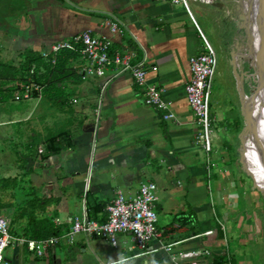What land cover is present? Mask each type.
<instances>
[{
  "label": "crops",
  "instance_id": "obj_1",
  "mask_svg": "<svg viewBox=\"0 0 264 264\" xmlns=\"http://www.w3.org/2000/svg\"><path fill=\"white\" fill-rule=\"evenodd\" d=\"M197 3V9L212 13L208 3ZM115 21L119 22L120 34L111 31L110 23ZM209 23L210 35L214 36L213 22ZM83 31L109 39L112 53L134 52L135 60L145 58L147 84L163 91L175 119L164 121L163 113L144 104V88L129 74L115 76L113 68H105L102 77L80 76V81L58 84L64 94L60 105L46 99L44 93L40 99H12L26 107L10 114L0 113V117L8 116L0 120V126H8L1 132L14 141L27 143L28 156L19 167L16 159L10 160L14 174L9 178L25 177L29 189L36 190L39 199L44 196L45 206L40 208L43 212L38 209L37 213L57 228L59 242L46 252V257L29 252L26 245H16L11 247L15 262L9 256L6 259L23 264L25 248L34 257L28 264H45L48 256L53 259L49 264H172L170 255L206 250L210 256L192 261L212 264L214 257L225 255L229 261L235 258L238 264H255L256 260L244 255L239 239L246 234L244 227L250 226L259 193L252 186L249 192L241 184L237 187L234 181V170L240 171L234 156L237 141L229 142L232 154L224 144L219 150L213 141L212 152L205 153L198 140L199 125L186 102L188 59L199 53L204 43L185 10L155 0H0V61L4 63L26 52L39 54L50 44ZM69 65L79 72L80 62L72 60ZM18 112L25 113L23 119L28 120L21 129L12 130L10 125L21 124L15 119ZM60 133L71 142L70 146L43 159L45 140ZM38 135L40 141L35 139ZM0 144L4 147L1 139ZM38 147H43L39 155L35 152ZM34 153L35 160L31 159ZM202 179L206 180L207 191L210 184L214 188V204L210 202L209 207L201 194L206 191L201 187ZM149 181L164 196L162 204L158 198L157 212L162 211L166 221L158 228L161 242L174 244L169 256L158 252L129 258L136 251L128 235H119L116 246L82 234L72 240L66 237L74 218H88L87 193L104 205L90 220L103 222L105 207L117 192L130 198ZM21 230L16 231L18 237L26 239Z\"/></svg>",
  "mask_w": 264,
  "mask_h": 264
},
{
  "label": "built area",
  "instance_id": "obj_2",
  "mask_svg": "<svg viewBox=\"0 0 264 264\" xmlns=\"http://www.w3.org/2000/svg\"><path fill=\"white\" fill-rule=\"evenodd\" d=\"M168 2L175 6H181L189 18L194 23L200 37L203 40V53H197L188 59L190 77L184 87L186 102L189 106L192 116L196 120L201 132L199 142L205 153L210 154L213 149L212 130L210 127V101L212 95V83L216 73L218 59L216 52L208 42L202 31L194 20V16L189 8L187 0H155ZM199 3H211L214 0H194ZM232 5V21L237 28L236 36L232 40L230 50L234 51V67L240 76L241 85L249 82L251 95L248 97L249 106L254 107V113L251 112L253 119V128L256 125L258 135L257 114L260 121L259 112L256 111V99H258L259 81L263 77L264 58L262 54V40L260 37V15L262 13L261 0H228ZM224 7V5H223ZM242 18L240 19V17ZM111 31L121 33L119 22L110 23ZM62 50H70L79 53L76 59L79 65V74L82 79L86 77H102L105 68H113L115 76L120 74H129L134 82L144 88V104L154 110L163 113L164 121L174 120V114L171 111V103L163 97V91L154 85L147 84V71L145 69L146 59L135 60V53H119L111 51V41L104 37H95L90 31L77 33L70 38L56 41L49 45L47 49L40 52L39 55L54 64L58 54ZM155 69V68H153ZM34 67L31 68L32 74ZM16 91L13 100L15 102L31 99H40L43 95L44 86L33 80L27 83H14ZM254 99L253 100V98ZM75 103L76 101L73 100ZM253 128L243 124L237 137L236 159L239 164L241 152H245L246 160L248 146L254 141L255 152L258 153V144L255 141ZM244 150V151H243ZM256 153V155H257ZM248 165V161H247ZM240 171L244 173L239 165ZM250 168V167H249ZM251 169V168H250ZM260 170V164H259ZM252 171V170H251ZM253 172V171H252ZM246 175V174H245ZM252 182V181H251ZM264 203V184L257 190ZM157 186L154 182H146L139 186L136 194L126 198L121 192H117L114 198L106 205V218L103 222L90 220L86 217L74 218L68 226L65 234L72 240L76 235L82 234L85 238H96L109 241L116 246V240L119 235H128L133 243V250L136 251L129 258L148 257L158 252H165L169 256L171 247L174 244H164L161 242V233L158 228L157 214ZM224 231V228H222ZM203 235H208L205 233ZM59 242L57 236L45 240L33 241L22 237L12 235L10 232V222L0 214V264H12L4 255L8 247L16 245H26L29 252L38 257H43L49 249L54 248ZM157 245H154V243ZM210 253L206 250L189 251L170 255L172 264H182L190 261L191 264H197L195 261L199 258H206ZM227 259V258H226ZM227 264L230 261L227 259Z\"/></svg>",
  "mask_w": 264,
  "mask_h": 264
},
{
  "label": "rangeland",
  "instance_id": "obj_3",
  "mask_svg": "<svg viewBox=\"0 0 264 264\" xmlns=\"http://www.w3.org/2000/svg\"><path fill=\"white\" fill-rule=\"evenodd\" d=\"M193 1L194 0H187L189 8L197 23L199 24L202 32L205 34V36H207L208 42L216 52L218 59L216 73L214 75L212 83V95L210 101V127L212 130L211 139H213V142H215V145L219 150L224 144V146L227 147L229 153L232 154L233 150L230 148L229 142H232L231 140L233 139L237 141L236 136L238 137V131L241 130L243 124L246 121V117L248 114V97L252 93L248 81H246L243 86L241 85L240 76L238 75L234 67L235 53L234 51L230 50L232 40L235 35L238 34L236 31L237 28L234 25L235 23L232 22L233 17L228 13L229 11L231 12L232 5L228 0H214V2L207 4L210 7L212 13H205L204 11L199 10L200 8L197 9L198 3ZM210 14L212 16V19H209ZM209 21L213 22L212 29L214 31L215 37L210 35ZM203 52L204 50L202 48L200 53ZM23 58L24 55H21L20 57L17 56L15 60H6V62H14L19 65V63L23 61ZM258 101L259 98L256 99L255 102V105L257 106ZM32 104H34V101L32 102ZM25 107L26 106H24L23 104L21 105L20 103H15L13 100H9L4 103H0V111H2L0 113L3 114L7 112L10 114L11 112L15 111V109L20 110ZM257 110L259 111V108L256 109V112L258 113ZM24 116L25 113H19L18 115L16 114L15 119H18V122H21V124L10 125L9 128H12V130L14 127L15 129H21V127L25 125V121L28 120L23 119ZM255 116L256 118L258 117L257 114ZM7 118V114H4V117H0V120H7ZM7 128L8 126H0V139L4 143V147L0 144V214L5 216L11 223V229L13 232H20L18 230L23 229L26 226L28 217L26 213L22 214L23 210L27 211L26 206L20 204L18 205V203L24 198L33 200L34 195H25L31 192L34 193L35 196H37L38 192L36 190L29 189V185L26 183L25 177L15 180L14 178H9V176H13L14 174L13 167L11 168L10 165L11 161L16 159V162L18 164L17 166L19 167L23 165V160H25L24 158L28 155L25 156V146L27 145V143L22 144L21 142H19L20 140H12L8 133L3 132L4 134H2L1 131ZM198 128L201 131V127ZM35 129V133H38V129ZM260 130L261 132L263 131L262 129ZM258 133L260 134L259 130ZM197 136L198 134L196 133L195 139L197 138ZM35 139L36 141L41 140L40 136L35 137ZM225 140L226 142L224 143ZM38 148L40 149H36L35 151L37 155H39V150L41 153V148L43 147ZM248 148L249 150L247 154V161L251 164L253 160L251 154L255 151V143H250ZM234 156L236 157V155ZM36 158V154H32L31 159L35 160ZM234 181L237 182V187H239L241 184L242 186L247 188L248 192L250 190L249 188L252 186L251 179L240 171L237 172L234 170ZM201 183V187L206 189V191L202 192L201 194L206 197L207 206L209 207L210 204H214V202L211 200L213 199L214 188L213 185L210 184V188L207 191L208 185L206 183V180L202 179ZM238 189L239 190H237V192H239L241 196V190L240 188ZM157 194L159 198V204H162L164 196L160 192H158V190ZM257 196L258 202H256L259 207H257V205L255 206L256 210H254V215L253 219L251 220L250 226L247 225V227H244L246 228V234L243 236L241 235L239 241L241 244L240 248H242V250L245 248V250H243L244 255H249L254 261L256 260L255 264H264V203L260 201L261 195L257 194ZM39 197H41L42 199V197L44 196ZM239 206H241L240 203ZM30 210L32 209L29 207V212H31ZM37 211L38 208L34 209L36 215L38 214ZM157 213L158 227H160L162 223L166 221V218L164 217L162 211ZM257 214H259L260 217H258ZM229 245V250L231 253L233 248L231 239L229 241ZM235 246H238V244ZM4 255L11 257V260L15 262L16 255H13V249L11 247L5 249ZM22 255H24L23 264H28L27 261L34 258L33 254L28 253L25 248ZM47 255L48 254H45L44 256L46 257ZM232 260L233 261H230V264H238L235 258ZM41 261L43 262L42 258ZM49 261L51 263L53 262V259L52 257L50 258V256L45 258L44 263L49 264ZM249 262L250 261H246V263L248 264Z\"/></svg>",
  "mask_w": 264,
  "mask_h": 264
},
{
  "label": "trees",
  "instance_id": "obj_4",
  "mask_svg": "<svg viewBox=\"0 0 264 264\" xmlns=\"http://www.w3.org/2000/svg\"><path fill=\"white\" fill-rule=\"evenodd\" d=\"M23 61L16 67L10 63H4L0 61V103L13 99V94L16 91L14 83H27L29 80L44 86V95L46 99L54 104L60 105L64 101L62 98L64 94L58 84H62L67 80L80 81V75L69 64L72 60H76L79 57V53L70 50H62L57 56L54 64H51L50 60L43 59L39 54L33 52H26L24 54ZM34 67L33 73H30L31 68ZM63 133L51 136L45 140L43 159L50 155H55L63 151L70 146ZM34 195L33 200L24 198L19 201L18 205L26 206V210L22 211L27 214L26 226L21 230L24 237L27 240H45L53 236H57V228L50 224L47 219L41 218L34 212V209H44L45 200L39 199L34 193H28L25 196ZM86 208L88 219H93L94 215L102 209L104 205L100 202H96L93 198H90V194H86ZM35 204V205H34ZM29 207L32 209L29 212ZM28 208V209H27ZM43 210L41 211V213ZM91 212V213H90ZM221 233L220 227L218 226ZM12 235L18 236L16 232L11 229ZM49 252V251H48ZM212 264H227L225 255L216 256L213 258Z\"/></svg>",
  "mask_w": 264,
  "mask_h": 264
},
{
  "label": "water",
  "instance_id": "obj_5",
  "mask_svg": "<svg viewBox=\"0 0 264 264\" xmlns=\"http://www.w3.org/2000/svg\"><path fill=\"white\" fill-rule=\"evenodd\" d=\"M261 6H262V13L260 15V37L262 40V54H263V58H264V0H261ZM242 18V16L240 17V19ZM258 98H259V102H258V108H259V116L261 117V122H259V127L262 128L264 126V64H263V77L260 79L259 81V87H258ZM256 99L255 96L253 98V100ZM247 117H246V121L245 124H247L249 127L253 128V119L251 117V112L253 111L254 113V107L249 106V102H247ZM256 113V111H255ZM257 130L256 125H254L253 128V135L255 138V141L257 142L258 146H260V159L258 160L261 166V171H260V179H255L254 177V173L251 171V169L249 168V166L247 165V160L245 158L246 154L245 152H241L240 153V158H239V165L241 166V169L244 171V173L246 174L247 177H249L252 181V188L255 190H260V185L264 184V135L260 134L258 135L257 133H255ZM92 131H94V128H92ZM254 143V141L252 142V144ZM244 151V150H243Z\"/></svg>",
  "mask_w": 264,
  "mask_h": 264
},
{
  "label": "bare ground",
  "instance_id": "obj_6",
  "mask_svg": "<svg viewBox=\"0 0 264 264\" xmlns=\"http://www.w3.org/2000/svg\"><path fill=\"white\" fill-rule=\"evenodd\" d=\"M259 102V101H258ZM258 108V106L256 105V109ZM261 118V117H260ZM256 119H257V123H258V126H259V122H261L260 121V119H259V117H257L256 118V116H255V118H254V120L256 121ZM260 129H262L263 131V135H264V126L262 127V128H258V130L260 131V136L262 135V133H261V130ZM256 153L257 152H253L252 154H251V157H252V163H251V166H250V168H251V170L253 171V173H254V177H255V179H260V171H261V166H260V170H259V159H260V146L258 147V153H257V155H256ZM262 185V184H261Z\"/></svg>",
  "mask_w": 264,
  "mask_h": 264
}]
</instances>
